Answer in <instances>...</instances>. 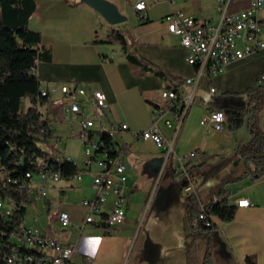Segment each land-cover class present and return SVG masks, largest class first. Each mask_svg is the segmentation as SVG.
Here are the masks:
<instances>
[{"label": "crops", "instance_id": "crops-1", "mask_svg": "<svg viewBox=\"0 0 264 264\" xmlns=\"http://www.w3.org/2000/svg\"><path fill=\"white\" fill-rule=\"evenodd\" d=\"M110 1L128 16L126 21L112 24L83 0H37L38 8L30 19V27L41 33V40L34 44V47L44 51V57L35 70L41 86L68 82L84 86L90 93L103 90L107 95L108 107L96 121V130L114 128L122 123L129 126L128 129L119 130L114 137L127 164L126 221L112 233H107L103 227L95 224H84L86 208L81 201L96 195L92 182L98 167L93 164L84 169L81 180L74 177L69 180L50 179L45 184L38 179L40 175L36 170L35 183L30 191L32 201L25 204L21 226L38 228L65 243H77L78 249L71 259L61 264H87L88 260L91 264H188L185 196L195 191L203 201L209 200L216 182L201 184L200 177H195L199 179L200 188L186 193L184 187L180 193L174 187V181L179 179L176 170L182 173L188 167L205 161L217 163L231 156L238 143H246L251 139L247 125L233 132L227 121L224 130L210 134L201 119L211 109L220 108L215 99L222 93L242 92L263 82L264 48L231 62L217 74L206 75L202 82L208 79V92L212 97L208 101L200 99L201 83L181 125L179 119H173L172 127L167 126L164 120L160 121L161 129L168 136L173 135L179 127L176 152L171 163L174 168H167L172 184L170 194L176 195L173 200L168 194L167 199L160 203L164 209L161 223L167 226L169 232L163 237H153L156 250L148 248L151 240L148 236L142 237L139 247L134 248L133 238L140 219L138 210L142 207L137 205V215L128 213L132 201L129 190L139 188L148 177L159 174L157 172L161 171L163 165L160 158L164 154L154 140L137 137L133 131L146 130L152 126L154 109L166 104L161 95L163 89L191 92L194 86L187 79L194 76L198 69L197 65L189 63V49L182 45L178 34L169 30L164 18L173 8H182L200 23L214 25L219 21L220 14L217 0H146L149 5L148 17L141 19L135 13V4L139 0ZM248 1L237 0L234 7L245 6ZM258 16L261 37L264 39V6ZM118 30L156 70L145 73L136 71L121 43L109 41ZM211 85L218 88V93L210 92ZM62 100L59 95V100L39 105L43 117L56 120L48 150L58 159L70 156L82 169L86 155L78 135L79 124L64 117ZM51 102H60L61 109L57 108V112L61 110L62 115L59 116L57 112L50 114L51 106L47 104ZM45 105L44 111L42 107ZM259 125L264 130V104L259 112ZM192 151H195V155L186 159ZM243 165V160L239 158L233 163V168L241 171ZM42 186L47 195L41 194ZM228 186L232 190V203L235 204L240 197H248L252 204L237 207L236 216L230 221L214 216L218 225L215 238L220 240L225 249L219 253L224 257L222 262L214 250L212 264H251L249 259L255 264H264V176L257 179L246 176ZM62 210L70 213L74 225H61L59 215ZM177 225L178 229L175 227ZM177 237L184 249L177 248Z\"/></svg>", "mask_w": 264, "mask_h": 264}, {"label": "built area", "instance_id": "built-area-1", "mask_svg": "<svg viewBox=\"0 0 264 264\" xmlns=\"http://www.w3.org/2000/svg\"><path fill=\"white\" fill-rule=\"evenodd\" d=\"M236 2L237 0H217L220 19L214 25L200 23L194 15L182 8H173L164 18L169 30L178 34L182 45L189 49V63L197 65L198 69L194 76L187 79L194 86L191 92L182 93L176 89H163L161 95L165 98L166 104L154 109L152 126L146 130L133 131L137 137L154 140L163 151L164 160L159 178L163 170H166L173 162L179 132L178 127L173 135L168 136L161 129L160 121L164 120L167 126L172 127L173 119H179L181 125L195 98V91L206 75L217 74L231 62L264 48L258 16L260 9L264 6V0H249L247 5L238 8L234 7ZM148 7L146 0H139L135 4L136 15L141 19L147 18ZM40 92L50 101L59 100L61 95L64 117L79 124L78 135L83 143L86 158L84 168L77 171L74 178L81 180L84 169L90 168L93 164L98 167L92 182L96 195L85 197L81 201L86 208L84 224H95L103 227L107 233L114 232L126 221V203L128 202L127 164L114 137L119 130L128 129V124L122 123L109 129L102 128L99 132L96 130V121L108 107L107 95L103 90L99 89L90 93L84 86L76 83L53 82L41 86ZM210 92L216 94L218 88L211 85ZM55 121V118H48L51 130ZM227 121L226 112L220 108L211 109L201 119V123L210 134L224 130ZM194 155L195 151H192L186 159ZM67 158L73 160L70 156ZM73 161L79 166L76 160ZM36 170L43 184L50 179L55 181L61 179L60 171H52L47 164L40 165L35 162L28 165L22 177L10 175L6 166L0 165V181L3 180L4 185L12 184L17 189L29 188L30 193L35 183ZM176 172L180 170L177 169ZM181 175L190 179L187 169ZM191 181L185 188L192 189ZM40 192L42 195H47L44 186L40 188ZM251 204L248 197H240L235 203L237 207H247ZM0 209L7 219L12 218L14 210L12 200L0 198ZM199 217L204 219L205 212H201ZM212 219L214 220V216ZM59 220L63 227L74 225L67 210L61 211ZM207 224L209 225L210 222ZM10 240L14 245L9 246L11 249L3 254L7 264H61L69 261L78 249L77 243L62 242L52 234L38 228L22 226L15 228L10 233ZM87 264L91 262L88 260Z\"/></svg>", "mask_w": 264, "mask_h": 264}, {"label": "trees", "instance_id": "trees-1", "mask_svg": "<svg viewBox=\"0 0 264 264\" xmlns=\"http://www.w3.org/2000/svg\"><path fill=\"white\" fill-rule=\"evenodd\" d=\"M37 8V0H0V165H5L10 175L22 177L30 163L47 164L52 171H60L62 179L69 180L81 168L65 156L56 158L40 145L49 142L52 132L48 118L43 117L39 109V105L50 100L41 95V81L35 73L44 57V51L34 47L41 40V33L30 27V19ZM115 40L121 43L137 72L156 70L130 46L121 31H116L109 39ZM26 99L30 101L27 107ZM215 103L226 112L229 129L235 132L247 125L251 139L238 143L231 156L217 163L205 161L188 167L190 179L181 176L174 181V187L180 193L195 177H200L201 184L216 182L209 200L203 201L195 191L185 196L188 264L213 263L218 225L212 217L230 221L237 212V206L230 201L232 190L228 185L246 176L256 179L264 176V130L259 125V112L264 104V80L242 92H224ZM239 158L244 164L241 171L233 168ZM0 198H8L14 204L11 219H7L0 209V264H7L3 254L14 245L10 233L21 226L25 204L32 199L29 188L17 189L12 184L4 185L3 180L0 181ZM201 212H205L204 219L199 217Z\"/></svg>", "mask_w": 264, "mask_h": 264}, {"label": "rangeland", "instance_id": "rangeland-1", "mask_svg": "<svg viewBox=\"0 0 264 264\" xmlns=\"http://www.w3.org/2000/svg\"><path fill=\"white\" fill-rule=\"evenodd\" d=\"M199 95L200 99L202 100H209L212 96L208 92V79L206 78L204 82H202L201 86L199 87ZM29 100L26 99L24 104L28 103ZM51 106V113H56L57 108L59 106L61 107L60 102H51L47 104V106ZM46 105L42 107V109L46 110ZM61 109V108H59ZM58 115H62V111L57 112ZM42 147L49 149L51 146H49L48 143H41ZM162 160H164V157H162ZM173 163V162H172ZM171 168H174V164L169 165ZM159 172H157L158 174ZM165 173V174H164ZM182 173L178 172L176 173V177L181 178ZM38 176V175H37ZM38 179H40V176H38ZM192 189L184 188V192L189 193L192 190H195L197 188H200L199 185V179L194 178L191 181ZM172 190V184L170 182V176L168 175V169L165 171L163 170L162 174H159L155 176L153 174L152 176L148 177V179L145 181L144 184H141L139 188H134L129 190V194L132 196L131 206L128 209V213L133 212L136 214L137 212V205H141L142 208L138 210L140 214L139 223L137 225V232L134 234L132 247L138 248L139 243L141 242V238L144 236H148L151 238L148 248L151 250H156V243L154 242L155 236L163 237L164 234L169 232V229H167V226L163 223H161L162 218V211L164 210L163 207L160 205V203L164 202L167 199V195H171L173 197V200L175 199L176 194H170ZM135 207V209H134ZM162 207V208H161ZM137 215V214H136ZM177 229L179 228V225L175 226ZM174 227V229H175ZM178 242V237H177ZM131 247V248H132ZM183 247V243L180 246L179 242L177 245V248ZM214 250H216V257H218V260L220 259V262H222L223 258L220 254L224 251L225 247L222 245L220 240L216 237L213 244ZM220 253V254H219Z\"/></svg>", "mask_w": 264, "mask_h": 264}, {"label": "water", "instance_id": "water-1", "mask_svg": "<svg viewBox=\"0 0 264 264\" xmlns=\"http://www.w3.org/2000/svg\"><path fill=\"white\" fill-rule=\"evenodd\" d=\"M90 6L98 10L104 18L112 23L119 24L127 20L128 16L124 14L117 4L110 0H83ZM162 161V158H160Z\"/></svg>", "mask_w": 264, "mask_h": 264}]
</instances>
